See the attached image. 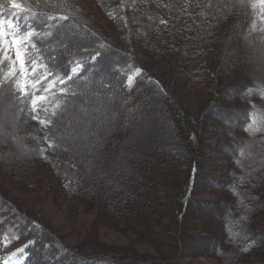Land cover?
Listing matches in <instances>:
<instances>
[{"label": "trees", "instance_id": "1", "mask_svg": "<svg viewBox=\"0 0 264 264\" xmlns=\"http://www.w3.org/2000/svg\"><path fill=\"white\" fill-rule=\"evenodd\" d=\"M84 1L89 15L78 7L77 0H15L26 11L13 9L10 0H0V20L8 39L15 31L31 30L25 27L29 23L36 31H51L56 37L70 18L87 30L92 43L73 49L64 62L58 60L65 71L77 61L83 65L70 83L72 90L94 79L104 57H118L121 63H113L117 68L113 80L118 82L124 130L141 128L139 117L147 113L155 88L174 131V158L166 160L167 167L160 165L170 169L171 175L150 181L153 200L144 204V218L138 225L122 213L112 212L84 185L85 179L78 173L81 164L56 138L57 125L53 130L42 127L31 118L30 102L15 100L16 136L31 150L25 158L10 162L12 149L0 146V264H8L14 254L20 260L17 264H38L36 248L42 257L56 256L46 257L48 264H188L199 257L211 264H264V228L259 227L264 218V186L252 178L247 166L251 157L247 150L264 146V84L247 85L244 73H236L234 64L226 60L232 52L228 41L239 38L244 20V27L264 36L259 0H243L237 15L219 12L213 0ZM32 13L43 15L33 18ZM47 16L67 19L49 21ZM8 22L13 30L7 28ZM213 35L220 41L217 56L209 53ZM37 47L46 49V41H37ZM136 69L140 71L131 89L127 81ZM238 92L243 103L234 106ZM212 112L234 115V130L216 128ZM249 125L261 130L250 133L246 130ZM50 143L56 146L49 147ZM4 178L13 196L3 190ZM203 192L214 196L195 199V194ZM34 194L46 199L58 195L61 202H71L74 214L89 219L77 224L81 230L76 244L61 240L48 220L36 217L40 211L32 215L40 203L31 197ZM215 215L220 226L206 220ZM3 219L9 228L2 226ZM228 221L234 222V231L223 228ZM102 231L121 236L125 243L102 241ZM196 243L206 244L200 247Z\"/></svg>", "mask_w": 264, "mask_h": 264}, {"label": "rangeland", "instance_id": "2", "mask_svg": "<svg viewBox=\"0 0 264 264\" xmlns=\"http://www.w3.org/2000/svg\"><path fill=\"white\" fill-rule=\"evenodd\" d=\"M153 1L156 3H163L162 0ZM86 2L87 1L84 0H77L76 4L80 9L84 11L88 10L85 13L89 15V5ZM216 4V7L218 8V6L220 5L218 3ZM231 11L233 12V15H237V9L233 10L232 8H230V10H228L227 12ZM68 24L72 25L70 22ZM69 25L65 24L64 27L61 28V30L59 29L55 37V43H59L65 46L66 44L63 43H66L67 41H69V39H73L68 37L66 38L63 35V33L67 30L65 26ZM163 26L164 23L162 22L160 31L162 30ZM239 27V38L235 39V37L232 36L233 38L228 41L229 44L231 43V49H229L232 52L231 54L228 53L226 60L229 61L230 64H234V70L236 71V73H244L245 80H247V85L264 84V71H259L261 70L260 63H263V58H261L257 54H254V52L258 50L256 48L257 44L255 43V41H257L258 37H262V35L247 29V27H244L243 25H240ZM80 38L86 39V35H81ZM262 38L264 39V36ZM220 39L224 40L222 35L220 36ZM217 46H220L219 38L217 35H213V50L211 49L209 52L212 56L215 54L217 56V53H215ZM81 47L82 46L80 44H76L72 47L70 52H67L65 54V57H68L73 49H78ZM10 54L14 59V51ZM118 60V57L116 58V56L110 54L104 57L102 63L97 68L104 69L112 74L110 83H107L105 85L107 88L112 87L113 91L110 96L113 95L114 98L117 97L116 90H119V88L116 84L118 82H116V80H113L116 77L117 73L116 65H114L113 63L116 62V64H120L121 61ZM60 61L64 62V60ZM137 73L138 72L136 69L133 72V75L131 74V89L136 86L134 77ZM96 79L100 80V78L96 75L92 81H95ZM235 83H239V80ZM141 84L143 85V88H146L147 85H145L144 83ZM152 91L153 97H150L151 104L146 110L147 113H143L141 117H139L140 119L138 120V122L141 123V128L139 129L124 130V126L121 123V113L123 108L119 99L120 96L117 98L118 102H116V110H110L111 112H109V116L112 117V119H110L109 121L106 120L107 118L103 116H88L79 112L83 108L86 109V107H90L91 109L98 107V101L93 103L89 102L87 106L84 104V101L78 102L76 100L72 102L71 107L73 106V111L77 114V116L82 117L83 121L86 122L88 118H91V120H93L94 122L98 121L97 127H93L92 129L87 128L88 132L85 136L82 137V140L80 138V144H78V140H76L77 137H81L79 130L75 132V126L70 124L65 118L64 123H62V125L58 124L56 127L58 133L61 132L65 135L66 140L64 146H66L68 152L72 155H74V153L78 155L81 153V155H84L85 159H87L84 164L82 163L80 165V170L78 172L85 179L84 185L88 189L93 190L95 193H97L107 203L112 212L116 214L122 213L129 220L136 221L138 225H142V221L144 218V209L145 207H147L144 204L146 203V205H148V202L150 203V201L153 200V196L150 193V181L152 180V177L149 173V166L153 167V169L156 168L154 170L158 172L164 170L163 168H160V165H165L167 167L168 163L166 162V160L168 161L170 157L174 158V152L172 151L173 149L171 145L173 144L172 136L174 134L172 122L170 121L166 109L163 107L164 105H162V97L158 94V92H156L155 88ZM92 95L100 96L101 93L90 92V97ZM241 96V92H238V100L233 104L234 106L243 103V101L240 100ZM142 97L146 98L144 92L142 94ZM6 104L10 106H14V104H16L15 99L12 95H10ZM14 108L15 112H7V115L4 116L5 119H0L2 120V124H0V146L5 145L12 149V157L10 159V162L15 160V158L17 157L25 158L26 156L30 155V153H25L22 151L23 146L28 147L27 142H17L15 140L16 138L13 137V135L19 134L14 129V125L16 123L15 118L17 117V104L14 106ZM71 109L69 108V111ZM210 118L215 123H213V125L218 129L222 128L228 131H233L234 127L237 124L236 121H234L235 116L232 114L225 116L218 114V112H212ZM64 119L62 118V121ZM87 129H85L84 131H86ZM75 135H77V137ZM225 137H227V135H225ZM86 146H88V148H86ZM255 148L259 150H254V148L252 147L250 151L247 150V153L249 154V156H251L249 157L247 162L248 172H250V175L254 176L252 178H254V180L260 186H264V146L262 148L256 146ZM4 180V186L6 187L3 190L6 193L7 191H9V194L13 196V191L10 190V184L6 183V178H4ZM203 187L207 188L205 184L203 185ZM102 191L106 192V194L104 195ZM17 196L18 194L16 193V197ZM34 196L35 202L38 201L40 203L38 204L39 208H35L32 211V215H36L38 213L37 211H40V215H36V217L39 216V218L41 219L44 218L45 221L48 220L56 233L61 237V240H64V242L68 243L69 245L76 244L77 240L80 239L78 231L81 230V228H77V224H85L89 219H87L83 215L74 214L71 211L72 209L69 208L70 206H72L71 202H61L60 196L58 195L49 199H46L43 195L40 194H34L31 197ZM213 196L214 195L211 196L208 192H203L201 194H195V199L208 200L213 198ZM63 203H65V206L62 205ZM1 211L2 208L0 205V212ZM202 212L203 210L200 211V213ZM11 218L12 217H8V220H10ZM85 218L87 219V221ZM3 220L5 221V224H3L2 226L9 228L7 221L5 219ZM206 220L213 226H220L216 215L212 217L207 216ZM261 221L262 225H259V227L264 228L262 227L264 226V218H262ZM31 227L32 226H30V228ZM227 227L233 229L234 231V222L228 221L226 225H223V228ZM99 233L102 234V236H100L101 240L106 243H125L124 238L119 235L108 236L107 231H102ZM117 238H119L120 240ZM205 244L206 243H196V245H200V247ZM192 245L194 246V243ZM190 248H192V246ZM17 257L18 254H14L10 257V260L7 263H19L20 260H18ZM46 257L48 259H56V256ZM46 257H42L39 253V250H37L36 248V256L34 255V260H37L38 264H48V261H46ZM61 259L63 260L64 256ZM51 264H54V262H52ZM188 264H211V262L205 257H199L198 259Z\"/></svg>", "mask_w": 264, "mask_h": 264}, {"label": "snow or ice", "instance_id": "3", "mask_svg": "<svg viewBox=\"0 0 264 264\" xmlns=\"http://www.w3.org/2000/svg\"><path fill=\"white\" fill-rule=\"evenodd\" d=\"M10 3L13 9L26 11L15 0H10ZM259 5L261 11L264 12V0H259ZM39 15L43 14L32 13L33 18ZM46 19L49 21L66 20L67 17L47 16ZM25 27L31 30L23 34L15 31L14 37L8 39L4 22L0 20V53H3L0 56V94L12 95L20 104L30 102L31 118L37 120L42 127L53 130L61 122L71 102L69 98L77 95L71 89L70 83L83 65L77 61L73 67L65 71V68L58 63V56L53 55L50 49L42 50L37 47V41L44 43L53 33L51 31L38 32L30 23ZM7 28L13 30L14 25L8 22ZM15 28L18 29L19 25ZM13 51L14 59L10 55ZM42 51L44 54H41ZM33 56L36 58L33 59ZM92 58L95 59V57ZM139 71L137 69V72ZM131 83L132 77L129 76V87ZM41 113H43V118H41ZM246 130L254 133L261 129L249 125ZM55 146V144H49V147ZM245 218L242 217V219Z\"/></svg>", "mask_w": 264, "mask_h": 264}, {"label": "bare ground", "instance_id": "4", "mask_svg": "<svg viewBox=\"0 0 264 264\" xmlns=\"http://www.w3.org/2000/svg\"><path fill=\"white\" fill-rule=\"evenodd\" d=\"M214 4L217 5L216 3H218L220 6H218V10L219 12H227L228 10H230V8H232L233 10L237 9L238 11H240L241 9H243V5L241 4V0H213ZM226 5V6H224ZM69 22L72 25L69 26H65L67 28V30L63 33L64 37H68V38H73L72 40L69 39V41H67L65 46L59 44V43H55V36L52 35L51 37L47 38L46 43H47V47L46 49H50L52 51L53 55H57L58 56V60H63L65 59V54L67 52H69L73 46H75L76 44H80L81 46H86V45H90L92 43V41H89V33L87 32V30L83 29L79 23H77L75 20H73L72 18H70ZM245 20L243 21V25L245 24ZM81 35H86V39L84 38H80ZM88 37V38H87ZM263 37V36H262ZM261 36L258 37L257 41H255V43L257 44V51L254 52V54L259 55L261 58H263V63H260V68L261 70L259 71H264V39ZM255 49V48H254ZM253 50V49H252ZM97 77L100 78V80H95V81H89L84 82L83 85H81L80 87H77L75 89H73V91H75L77 93V95L75 97H70V104L68 105L66 111L64 112L63 115V119L65 118L70 124H72L73 126H75V132H77L79 130L81 137H77V135H75L77 138L76 140H78V144L81 143L82 137L86 135V133L88 132L87 128H93V127H97L98 126V121L94 122L93 120H91V118H88L87 121H83L82 117L77 116V114L73 111V106L72 102L73 101H78V102H82L84 101V104L87 106V104L89 102H96L98 101V107H95L94 109H91L90 107H86V109H82L79 112H81V114H86L88 116H103L105 118H107L106 120H110L112 119V117L109 116V112H111L110 110H116V102H117V97L120 95V92L116 90V98H114V96H110V94L112 93L113 89L112 87H106L105 84L110 83V80L112 78V75L109 74V72H107L104 69H99L98 73H97ZM79 88V89H78ZM90 92H96V93H101L100 96L97 95H92L90 97ZM10 95H2L0 94V119L4 118V116L7 115L8 113L11 112H15V108L14 106H10L7 105V100L9 99ZM89 106V105H88ZM69 108L71 109L69 111ZM77 109V108H76ZM5 114V115H3ZM85 116V115H84ZM83 116V117H84ZM80 117V118H79ZM61 118V122L59 123L60 125H62V123H64L65 119L62 121ZM85 118V117H84ZM5 119V118H4ZM15 128L17 127L18 123H17V117L15 118ZM67 122V123H68ZM0 124H2V120H0ZM85 127V128H84ZM14 128V129H15ZM85 129H87L86 131H84ZM97 134V133H96ZM74 136V137H75ZM14 138H16L15 140L17 142H20V139L18 136L13 135ZM56 138L59 142H64L65 143V135L61 132H57L56 133ZM81 138V140H80ZM235 142V141H234ZM86 148H88V146H86ZM31 149H27L26 147L23 146L22 151L25 153H29ZM85 151V150H84ZM130 151V150H129ZM32 152V151H31ZM131 152V151H130ZM73 158L75 159L76 162L80 163V164H84V162L87 160L85 159L84 155H81V153L78 155L76 153H74V155H72ZM152 168V169H151ZM158 168V165H157ZM162 168V167H160ZM149 173L150 176L152 177V179H159V178H169L170 177V169L165 168L164 170L158 171L156 172L153 167L149 166ZM139 171V170H138ZM137 171V172H138ZM142 172V171H140ZM166 173V174H164ZM102 193L105 195L106 192Z\"/></svg>", "mask_w": 264, "mask_h": 264}]
</instances>
